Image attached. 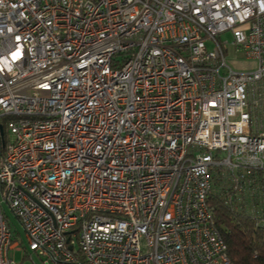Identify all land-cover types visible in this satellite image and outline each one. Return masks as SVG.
Here are the masks:
<instances>
[{
  "label": "built area",
  "instance_id": "obj_1",
  "mask_svg": "<svg viewBox=\"0 0 264 264\" xmlns=\"http://www.w3.org/2000/svg\"><path fill=\"white\" fill-rule=\"evenodd\" d=\"M215 194L264 227V0H0V264H233Z\"/></svg>",
  "mask_w": 264,
  "mask_h": 264
},
{
  "label": "trees",
  "instance_id": "obj_2",
  "mask_svg": "<svg viewBox=\"0 0 264 264\" xmlns=\"http://www.w3.org/2000/svg\"><path fill=\"white\" fill-rule=\"evenodd\" d=\"M209 203L227 241L233 264H264V227L253 218L232 210L216 194L209 197Z\"/></svg>",
  "mask_w": 264,
  "mask_h": 264
},
{
  "label": "rangeland",
  "instance_id": "obj_3",
  "mask_svg": "<svg viewBox=\"0 0 264 264\" xmlns=\"http://www.w3.org/2000/svg\"><path fill=\"white\" fill-rule=\"evenodd\" d=\"M222 40H228L229 42L232 41V33L226 32L221 35ZM229 51L227 53V60L228 63L236 70H244L248 67L255 66L256 62L252 60H248L245 58V55L241 52H238L229 45ZM8 224L13 234V241L15 243H20L22 247L27 243V237L25 235L23 226L18 221V219L14 216L12 211L8 209ZM30 256L24 257L22 251L19 250H11L10 255L14 256L16 261L22 262V264H44L40 256L36 252H31Z\"/></svg>",
  "mask_w": 264,
  "mask_h": 264
}]
</instances>
